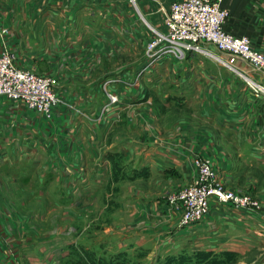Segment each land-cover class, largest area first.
<instances>
[{
	"label": "crops",
	"instance_id": "obj_1",
	"mask_svg": "<svg viewBox=\"0 0 264 264\" xmlns=\"http://www.w3.org/2000/svg\"><path fill=\"white\" fill-rule=\"evenodd\" d=\"M16 1L0 0V44L1 51L8 47L15 54L20 66L25 65L19 32L68 33L62 45L31 49L41 56L33 69L57 76L63 97L47 119L46 131L32 135L39 142L33 177L44 180L45 188L59 186L57 193L73 202L71 215L78 219L82 198L88 200L87 188L100 185L114 164L126 182L122 188L127 198L121 204L130 215L122 219L129 227L122 232L127 245L114 250L134 255L138 248L147 251L141 244L149 249V261L184 248L193 253L237 250L253 253L255 264H264V205L260 211L232 210L212 198L202 220L181 224L180 211L166 197L192 182L191 158L201 153L213 161L227 185L252 191L264 202V93L252 92L242 74L264 83V71L239 57L233 60L237 69H231L203 52L168 58L138 81L130 66L125 75L142 96L133 94L134 86L118 82V91L132 103L113 104L103 114V82L114 76V0ZM159 4L165 13L168 7ZM225 4L230 9L227 29L248 34L253 46L264 50V0ZM42 6L49 13L28 12ZM40 145L45 147L42 153ZM19 189L0 188V264H58L62 255V263L69 264L68 246L77 239L69 236L70 241L59 244L54 238L68 240L61 235L70 229L40 230L38 211L25 207Z\"/></svg>",
	"mask_w": 264,
	"mask_h": 264
},
{
	"label": "rangeland",
	"instance_id": "obj_2",
	"mask_svg": "<svg viewBox=\"0 0 264 264\" xmlns=\"http://www.w3.org/2000/svg\"><path fill=\"white\" fill-rule=\"evenodd\" d=\"M172 1L174 0H114V76L118 77L117 83L120 82L134 86L133 94L137 96H142V91L137 89L138 87H136L134 82L125 74H128L127 71H129L128 68L130 66H134V70L136 71L140 69L144 60V48L147 40H149L154 33L153 28L165 30V13L162 14L160 11L161 6L159 2L169 7ZM20 2L22 1H16V3ZM151 2L153 5L149 7ZM38 10L43 14H47L49 13L48 11H50L48 7L42 6L41 8L32 7L28 12ZM130 16H132L131 21L128 20ZM19 33L21 38L19 44L21 48H23L21 59L25 65L21 66L32 70H34L33 66H35L38 58L41 57L38 56L36 52L33 53L31 50L32 48H55L56 44L62 45L65 38L68 36L67 32ZM161 63L162 62L157 63L147 72L152 73ZM117 83L114 85V89L119 94V101L116 104H121L122 101L132 103L129 100V95H127V99L122 97V93L118 91ZM126 88L127 87H125V89ZM178 107L177 105L173 106V108ZM106 111L104 113H106ZM48 118L49 117L39 111L27 107L20 101L12 100L7 97H0V188H20L18 190L20 193H17V196H20L25 207L29 210L33 207V209L36 208V211H38L40 230L44 229L47 232L71 230H69V233L66 232V234L61 235L67 238H69V236L70 238L72 237V241L77 239V242H75L76 244L71 243V245L68 246V248L70 247L69 249H71L70 252L69 249L67 250L69 264H103L109 258H113L114 255L119 254L123 256L121 261L123 264H163V258L160 256L153 257L152 261H149V249L147 246L141 244L140 248H145L147 251L138 248V250L134 251L135 254L133 255L127 249L114 250L115 246L120 245L119 247H121L127 245V243L122 242V238L124 237L122 232L128 230L129 227L122 223V219L123 216L130 217L126 207H122L121 204L122 199L127 198V195L124 194L125 188H122V186L125 187L124 185L126 182L123 180L124 176L121 177L120 171H114V164H112L111 168L110 166L107 168L109 172L106 170L107 174L106 172L104 173V175H106L101 178L102 181L100 185L94 188H87L89 191V194L87 193L86 195L88 196V200L84 201V198H82L83 204L80 205V210L83 214L78 219H75V215H71L73 202L71 200H62L59 193H57V188H59V186L53 185L52 188H45L42 185L44 180H42V182L39 177L38 179H40V181L37 177H33L36 168V163H34L33 160L35 159L34 156L37 154L39 142L36 143L32 135L38 130V136L40 137L42 133L46 131V122ZM41 147L43 149H41ZM44 151V145H40V153ZM192 158L191 165L195 177ZM117 164H119V161L116 162V165ZM118 166L121 167V165ZM120 177L122 179L119 181ZM221 178L226 183L222 176ZM115 182L120 188H114ZM178 189L179 188H175L170 191L166 197L169 198L168 196ZM245 192H250L262 202V207L254 211L262 210L264 205L262 198L255 195L252 191ZM76 196L77 195H75V197ZM31 200H34L32 205L30 204ZM171 203L173 204L172 208L176 210L175 204L173 202ZM226 204L232 210L237 208L240 209V207L231 203ZM63 205H68L69 207ZM179 215L181 218V212ZM51 219L52 224H50ZM80 219L83 221L75 223V221L77 222ZM117 219L121 221L117 222ZM142 223L143 222L140 224L142 225ZM114 230L121 231L120 235L118 232H115L117 236H114ZM70 238L68 240L54 238V242L57 240L59 244H62V242L65 243L70 241ZM233 244L234 247H238L236 241H234ZM75 251L77 252L75 253ZM233 252L231 257H224V260L219 264H245L251 261L252 262L249 264H255L256 260L254 261L255 255L253 253L244 255L243 252L237 250H233ZM180 253L186 254L184 260L192 259L191 255L193 252L189 251L188 248L182 249L177 254ZM173 254L176 253H170L168 255ZM62 258L63 255L60 257V262L56 263L63 264Z\"/></svg>",
	"mask_w": 264,
	"mask_h": 264
},
{
	"label": "built area",
	"instance_id": "obj_3",
	"mask_svg": "<svg viewBox=\"0 0 264 264\" xmlns=\"http://www.w3.org/2000/svg\"><path fill=\"white\" fill-rule=\"evenodd\" d=\"M230 9L225 0H174L165 11V30L153 28L147 40L143 63L133 79L138 81L157 63L166 58L184 59L189 53L203 52L231 69L233 60L242 58L254 70L264 71V50L253 46L246 33H234L226 27ZM208 45L215 48L211 50ZM8 48L0 52V97L20 101L47 117L63 102L60 80L49 73L20 66ZM248 88L256 94L264 93V83L243 73ZM117 76L103 82L102 113L119 101V94L111 84ZM107 109V110H108ZM195 179L169 195V200L181 212L180 223L200 221L209 212L211 199L231 203L248 210H259L262 202L250 192L229 187L218 174L213 161L204 155L192 158Z\"/></svg>",
	"mask_w": 264,
	"mask_h": 264
},
{
	"label": "trees",
	"instance_id": "obj_4",
	"mask_svg": "<svg viewBox=\"0 0 264 264\" xmlns=\"http://www.w3.org/2000/svg\"><path fill=\"white\" fill-rule=\"evenodd\" d=\"M233 251H221V252H208V251H197L191 256V260H184L186 254H173L167 255L163 258V264H219L224 260V257H231ZM222 257V258H221ZM123 259L122 255H114L113 258H109L103 264H123L121 263Z\"/></svg>",
	"mask_w": 264,
	"mask_h": 264
}]
</instances>
